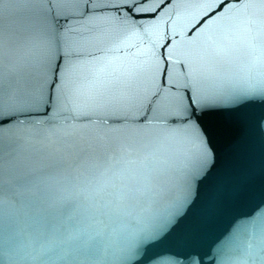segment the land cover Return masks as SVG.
Instances as JSON below:
<instances>
[{
	"label": "water",
	"instance_id": "95a60500",
	"mask_svg": "<svg viewBox=\"0 0 264 264\" xmlns=\"http://www.w3.org/2000/svg\"><path fill=\"white\" fill-rule=\"evenodd\" d=\"M0 264H264V0H0Z\"/></svg>",
	"mask_w": 264,
	"mask_h": 264
},
{
	"label": "snow or ice",
	"instance_id": "6c2138e0",
	"mask_svg": "<svg viewBox=\"0 0 264 264\" xmlns=\"http://www.w3.org/2000/svg\"><path fill=\"white\" fill-rule=\"evenodd\" d=\"M167 2L171 3L172 0H167ZM227 2L228 0H225V3ZM237 2H239V0H237ZM220 10H223V7H221ZM185 100H187V103L184 102ZM180 106L182 112L186 115L187 121H192L195 119V113L197 110H209L213 107H216V104L210 101L201 100L199 97L193 96L192 94H188L183 99H181Z\"/></svg>",
	"mask_w": 264,
	"mask_h": 264
}]
</instances>
